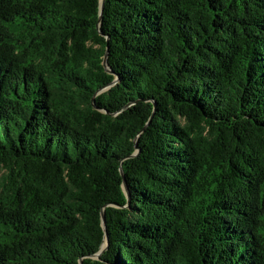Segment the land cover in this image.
<instances>
[{"label":"trees","instance_id":"obj_1","mask_svg":"<svg viewBox=\"0 0 264 264\" xmlns=\"http://www.w3.org/2000/svg\"><path fill=\"white\" fill-rule=\"evenodd\" d=\"M100 4L0 0V264H264V0Z\"/></svg>","mask_w":264,"mask_h":264},{"label":"water","instance_id":"obj_2","mask_svg":"<svg viewBox=\"0 0 264 264\" xmlns=\"http://www.w3.org/2000/svg\"><path fill=\"white\" fill-rule=\"evenodd\" d=\"M104 4H105V0H101V4H100V21L102 20V12H103V9H104ZM107 56L105 57V60H104V66L106 67L107 71L109 73H112L109 69V66H108V60H107ZM121 174L122 176H124V173H123V170L121 169ZM124 191L127 195V199L128 201H130V195L128 193V189H127V185H126V182H124ZM102 222H103V227L104 229H106V220H105V214L104 212H102ZM107 245H108V241H107V238H106V241H105V244L102 246L100 252L94 257L96 259H99L100 258V255L105 251V249L107 248Z\"/></svg>","mask_w":264,"mask_h":264}]
</instances>
